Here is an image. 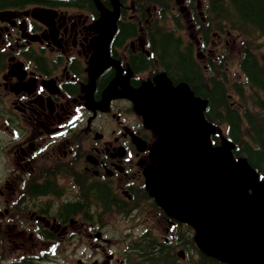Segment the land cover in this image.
<instances>
[{
	"label": "flooded vegetation",
	"instance_id": "1",
	"mask_svg": "<svg viewBox=\"0 0 264 264\" xmlns=\"http://www.w3.org/2000/svg\"><path fill=\"white\" fill-rule=\"evenodd\" d=\"M102 1L114 11L113 0ZM119 1L115 23L102 25L95 0H0V264H44L57 260L67 241L87 238L98 247L93 264H194L198 257L193 229L146 188L155 134L118 94L162 72L190 84L173 78L151 45L158 31L179 39L209 85L214 61L224 63L215 47L226 30L210 34L201 10V21L186 15L184 24L174 17L176 0L160 8ZM186 1L195 11L211 3ZM122 24L134 31L117 38ZM113 27L114 63L91 81V59L103 30ZM140 55L146 62L139 67ZM110 225L120 229L105 233Z\"/></svg>",
	"mask_w": 264,
	"mask_h": 264
},
{
	"label": "water",
	"instance_id": "2",
	"mask_svg": "<svg viewBox=\"0 0 264 264\" xmlns=\"http://www.w3.org/2000/svg\"><path fill=\"white\" fill-rule=\"evenodd\" d=\"M102 8V22L115 23V10ZM114 28L104 33V47ZM104 47L94 55L91 75L106 59ZM158 137L146 169L150 193L172 216L191 224L206 254L231 264H264V178L247 158H236L235 144L222 135L212 143L216 126L204 114L207 100L186 83L166 79L146 82L125 92ZM123 95V94H121Z\"/></svg>",
	"mask_w": 264,
	"mask_h": 264
},
{
	"label": "trees",
	"instance_id": "3",
	"mask_svg": "<svg viewBox=\"0 0 264 264\" xmlns=\"http://www.w3.org/2000/svg\"><path fill=\"white\" fill-rule=\"evenodd\" d=\"M167 5L166 0H149ZM219 1L211 0L207 8L209 20L220 27L221 19L231 30H237L245 35H264V0H231V4L224 5ZM164 7V6H163ZM167 6L166 8H168ZM134 31L132 24H122L117 38ZM156 35V36H155ZM151 45L160 50V57L169 67L173 78L187 80L195 92L208 98L206 117L219 124H227V134L236 147L235 156L245 155L249 162L264 174V67L260 64L255 53L246 45L240 59V65L245 74V83L233 82L231 88H236L240 98L244 99V109L230 103L229 82L224 74L222 77L214 75L211 85L202 83V75L197 63L192 60L189 52H182L179 39L171 32H156L152 34ZM135 65L143 66L145 59L142 55L136 58ZM247 85L249 91L244 90ZM255 106V110L252 109ZM218 141V137H213ZM196 247V246H195ZM194 264H231L215 257L200 253V258Z\"/></svg>",
	"mask_w": 264,
	"mask_h": 264
},
{
	"label": "rangeland",
	"instance_id": "4",
	"mask_svg": "<svg viewBox=\"0 0 264 264\" xmlns=\"http://www.w3.org/2000/svg\"><path fill=\"white\" fill-rule=\"evenodd\" d=\"M181 20L186 24L187 19L184 14H181ZM170 26H174L173 22L169 23ZM187 34V31H185ZM247 41V38L239 34L238 32H230L227 34L226 32L223 33V36L220 39V46L215 50L218 52V56H224V61L226 62L228 75L230 81L232 80H240L243 78L242 70L239 65V60L241 57V52L244 46V43ZM249 44H251V48L254 50L256 55L259 57L262 64H264V38L259 37V39H249ZM212 47V46H210ZM216 59V58H214ZM215 63L218 62L214 61ZM229 100L239 109L244 108V99H241L232 88H229ZM222 132L225 133L227 127L225 124L219 125ZM99 219L105 220L106 216H98ZM113 223H116V217L113 216L112 218ZM108 227L110 231H116L117 228L120 229L119 225L113 226H106L105 233H110L108 231ZM81 232H87L84 228H82ZM96 241L93 240V243H90L89 238L85 239L82 243L79 244H71L68 241L65 244L64 253L57 260H52L50 262H46L44 264H79V260L85 261L87 264H93V260L95 259V254L97 252V248H95ZM42 250V249H41ZM196 258V255H195ZM34 264H41L35 262Z\"/></svg>",
	"mask_w": 264,
	"mask_h": 264
}]
</instances>
